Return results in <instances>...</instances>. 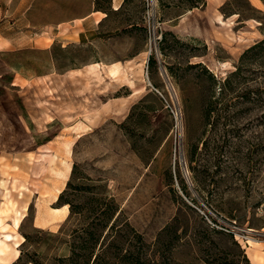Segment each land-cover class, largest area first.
Wrapping results in <instances>:
<instances>
[{
  "label": "rangeland",
  "instance_id": "1",
  "mask_svg": "<svg viewBox=\"0 0 264 264\" xmlns=\"http://www.w3.org/2000/svg\"><path fill=\"white\" fill-rule=\"evenodd\" d=\"M87 1L0 26V264H262L264 0Z\"/></svg>",
  "mask_w": 264,
  "mask_h": 264
},
{
  "label": "crops",
  "instance_id": "2",
  "mask_svg": "<svg viewBox=\"0 0 264 264\" xmlns=\"http://www.w3.org/2000/svg\"><path fill=\"white\" fill-rule=\"evenodd\" d=\"M128 1L129 0H108L104 7V0H88L84 4L85 9L81 11L75 8L67 10L65 13L66 17L59 20V26L62 28L63 24L70 23V27L72 28L70 34L73 36L71 40L90 43L92 41L90 38L92 34H89L90 31L87 27L91 28L93 25H96L95 29L99 30L101 24L109 19L110 13L119 12ZM50 3L49 0H0V26L8 21L12 22L11 16L16 7L19 9L20 15L25 17L29 12L30 6L41 4L50 5ZM51 4L62 6L72 5L74 7L77 4V0H60L59 2L54 0ZM8 45H11L10 37L7 36L6 33L2 34L0 32V49L6 48ZM96 63L101 64L100 62ZM260 234H264V226L261 228Z\"/></svg>",
  "mask_w": 264,
  "mask_h": 264
},
{
  "label": "bare ground",
  "instance_id": "3",
  "mask_svg": "<svg viewBox=\"0 0 264 264\" xmlns=\"http://www.w3.org/2000/svg\"><path fill=\"white\" fill-rule=\"evenodd\" d=\"M254 1L258 2V1H260V0H254ZM218 19H219V22H218V23L223 24V25L226 23V21H225L224 19H222L221 16H219ZM100 65H101V64H99V63L91 64V65H90V68H91V70L96 71V69H98ZM118 72H119V67H118L117 64H114V65L111 67V69H110V75L115 76V75H117ZM139 92H140V90H139V89H136V91H135L134 93L136 94V93H139ZM1 223H2V220L0 219V224H1ZM19 225H20V220L17 219L16 222H15V227L18 228ZM11 240H13V235H12V234H5V239H4V240H3V239H0V244H1V245H2V244H4V245L6 244V245H7V242H9V241H11ZM247 242H248L250 245L253 246V244H254L256 241H255L254 239H248ZM18 245H19V244H18ZM18 245H17V246H18ZM1 251H3L2 248H1ZM254 258H255L257 261H259L260 263L264 264V257H260V256H258V255H255ZM9 262H10V261H9ZM9 262H6L5 264H9Z\"/></svg>",
  "mask_w": 264,
  "mask_h": 264
},
{
  "label": "trees",
  "instance_id": "4",
  "mask_svg": "<svg viewBox=\"0 0 264 264\" xmlns=\"http://www.w3.org/2000/svg\"><path fill=\"white\" fill-rule=\"evenodd\" d=\"M108 1V0H107ZM200 1H202V0H184L183 1V3H186L185 4V6H186V8L187 9H194V8H197V7H199V5H200ZM61 198L62 197H60V200H61ZM65 203H69V201H66ZM26 236V241H28V239H29V237L27 236V235H25ZM98 258V257H97ZM97 258H96V260H97ZM21 260H23V252H22V254L20 255V257H19V261H21ZM70 260L72 261V264H89L90 262H88V261H82V262H80V261H77V260H75V258H73V257H70ZM30 262H32V263H36L35 261H33V260H30ZM29 263V262H28ZM13 264H17V262H15V263H13ZM27 264V263H26Z\"/></svg>",
  "mask_w": 264,
  "mask_h": 264
},
{
  "label": "built area",
  "instance_id": "5",
  "mask_svg": "<svg viewBox=\"0 0 264 264\" xmlns=\"http://www.w3.org/2000/svg\"><path fill=\"white\" fill-rule=\"evenodd\" d=\"M148 2V5L150 6V8L152 7V11L150 9V12H149V23L151 24V19L153 17V7L156 5V0H147Z\"/></svg>",
  "mask_w": 264,
  "mask_h": 264
}]
</instances>
